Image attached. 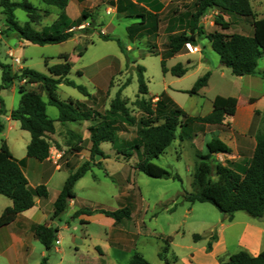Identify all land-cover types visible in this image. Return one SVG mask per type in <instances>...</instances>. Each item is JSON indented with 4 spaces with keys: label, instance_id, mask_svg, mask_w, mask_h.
<instances>
[{
    "label": "rangeland",
    "instance_id": "374dc122",
    "mask_svg": "<svg viewBox=\"0 0 264 264\" xmlns=\"http://www.w3.org/2000/svg\"><path fill=\"white\" fill-rule=\"evenodd\" d=\"M27 1L41 15L39 23L34 26L37 30L50 26L59 15L57 8L46 6L39 0ZM69 1V10L73 14L70 16L75 17L70 22L80 20L83 13L88 15V18L83 19L80 24L71 25L69 31L72 32V36L66 42L44 46L30 43L21 46L17 44L15 34L8 31L5 35L0 8V62L14 68L12 73L21 70H16L20 66L49 76L45 63L53 66L63 62L62 55L69 56L71 69L66 79L84 87L89 97L61 83L56 90V97L60 101L74 103L88 101L89 105L94 101L103 105L99 104L97 107L102 111L109 107V103L121 89L120 98L126 101L130 114L137 117L139 116L135 106L137 99L144 98L146 101L155 102L157 96L162 94L164 86L171 85L181 89L170 94L171 100L189 116L197 117L205 116L212 110V100L217 95L223 97L239 95L240 107L246 103L242 99L243 96L250 95L261 99L264 95V82L250 81L246 84L239 77L233 76L229 69L223 66L216 69L215 67L219 66V58L202 36L193 42H197L203 52L202 56H207L211 65L194 66L180 78L170 74L163 75L160 56L151 53H159L157 48L152 49V45L161 44L160 39L156 43V38L160 35L143 33L131 37L127 28L140 20L118 14L114 0H94L88 4H82L83 0H68V3ZM249 4L253 18H264V0H249ZM112 5L115 10L111 8ZM182 11L183 19L187 24L191 23L189 16L195 11L193 1L186 8H182ZM210 11L201 16L198 22V26L206 32H211L214 28ZM14 15L20 25L28 21L26 14L20 9H16ZM233 16L231 27L225 33L250 35L253 30V18ZM91 23L94 24L93 27H90ZM99 33L118 39L123 50L119 49L115 41L101 40L98 37ZM194 47L196 45L188 43L182 53ZM80 51H83L81 56L78 55ZM197 57L198 55H192L189 59L196 60ZM15 59H19V63L15 62ZM185 59L182 58L180 61ZM176 62L179 60H167L166 65L171 66ZM137 66L145 69L143 76L148 89L145 96L138 94ZM131 67L133 69L130 72ZM258 70H264V56L258 60ZM206 72L210 73L207 86L202 88L198 95L187 94L185 91H189L194 82ZM19 86L38 92L42 100L47 102L45 92L36 84L15 81L10 88L0 94L5 112L10 107H17ZM46 114L49 118L56 119L58 111L55 107L47 105ZM80 124L82 123H67L60 127L59 123L55 122L54 125L58 129L56 137L51 135L47 137L50 149L55 147L61 152V157L56 159V162L62 170L53 171L54 166L50 167L53 177L48 186L46 185L49 193L46 202L54 199L70 173L84 162H88L89 171L74 185L77 197L74 203L79 208L77 211L87 210L92 213L72 218L71 209L67 208L58 218H54L52 212L47 221L58 227L57 240L53 248L46 251L36 239H31L26 248L5 255L2 250L3 243L0 242V264H40L43 258L46 259V264H129L135 253L141 255L149 264H165V261L168 264H226L228 255L242 250L251 254L246 246L250 249L256 248L253 245L251 230L247 229L245 232L244 229L248 223L264 227V222H259L242 211L236 212L229 222L211 204H189L182 199L184 191H192L191 183L195 165L198 163L197 155L207 153L205 141L211 136L222 135L225 138L231 136L230 126L221 127V132L218 131L219 127L206 128L199 123L186 130L178 129V133L186 136V139L183 141L175 139L153 163L173 174H178L181 178L179 182L172 179L149 178L136 171L134 167L137 157L133 155L129 160H125L109 143L100 145L103 158L94 156L90 159L88 142L82 140ZM10 126V129L0 136V141L5 139L16 155L25 151L29 134L21 130L16 121L11 122ZM255 127L257 132H264V114L257 116ZM134 133L133 127L122 125L119 127L121 138L131 139ZM252 133L247 136L251 137ZM233 138L240 143L241 138L238 135L234 134ZM79 146L82 150L77 152ZM245 147L250 148L248 143ZM52 156L55 155L49 150V157ZM248 161V156L244 157L242 162L239 161L237 164L239 167L235 166L234 169L241 171ZM34 162L39 163L35 160ZM229 162L233 160L220 154L212 158V164ZM125 207L130 210V218L119 223L104 222L103 216H98L95 212L97 209L114 211ZM218 234L223 236L221 242ZM194 235H198L200 239L194 241ZM168 237L172 240L166 241ZM57 241L59 244H56ZM208 243L211 245L210 251L206 250ZM260 247L264 249V234L260 239Z\"/></svg>",
    "mask_w": 264,
    "mask_h": 264
},
{
    "label": "trees",
    "instance_id": "16d2710c",
    "mask_svg": "<svg viewBox=\"0 0 264 264\" xmlns=\"http://www.w3.org/2000/svg\"><path fill=\"white\" fill-rule=\"evenodd\" d=\"M46 6L59 10L57 19L41 30L34 28L41 19L39 11L27 0L13 2L11 0H0L2 24L4 34L12 32L19 40L33 45H52L66 42L71 38L69 31L71 25L80 24L83 19L88 18L85 13L80 20L70 22L65 14L68 0H39ZM195 8L190 14V22L177 33L170 34L167 41L162 45L159 53L151 52L160 56L162 74L169 72L172 76L180 78L187 72V68L178 63L169 70L165 67V61L172 56L182 52L188 43L195 41L197 37H204L211 49L219 57L220 63L230 70L235 77L259 76L264 79V72L258 70V60L264 56V18H253V12L249 0H192ZM116 12L126 18H138L140 21L127 28L131 37L148 33L154 34L158 29L157 15L147 12L131 0H117ZM16 9L22 10L28 21L20 25L14 15ZM211 9H217L222 14L251 17L253 33L251 36L243 34H225L219 31L205 33L198 22L201 16ZM213 22L221 30L227 31L231 27L229 21L224 20L222 15L214 17ZM75 26V25H74ZM86 29V28H85ZM98 37L103 41H115L122 51L120 41L108 34L99 33ZM153 49V46H152ZM83 51L78 52L81 56ZM62 63L48 66L49 76L37 71L23 68L17 73H12V68L0 62L1 83L0 91L10 88L15 81H24L26 84H36L46 96L47 102L42 100L36 91L27 90L19 86L18 105L11 110L9 117L17 121L20 129L29 133L30 141L26 146V156L38 162H44L49 158L50 144L48 136L55 133L54 123L61 125L67 123L92 122L88 127L91 144L89 149L90 159L94 156L104 157L100 145L111 144L118 155L129 160L133 155L137 157L134 169L153 179H172L181 182L178 174L153 163L164 151L178 139H186L178 129H189L195 123L202 125H227L226 119L235 115L238 101L235 97L215 96L212 100V110L205 116L191 117L183 109L178 107L166 94L162 93L155 102L146 101L144 98L137 99L135 106L139 116L130 114L126 101L120 98V92L111 100L109 107L100 111L97 106L88 104V101L77 102L60 101L56 97L59 84L63 83L77 89L85 97H89L85 88L74 84L66 79L71 69L69 56L62 55ZM144 68L136 67L138 94L145 96L148 93L144 81ZM210 73L206 72L199 77L189 91V95H198L199 91L206 87ZM53 106L58 111L56 120L49 118L46 114V106ZM101 106H103L101 104ZM264 114V110H263ZM0 115H6L4 103L0 98ZM128 126L134 128V136L124 139L119 136V127ZM4 126L0 122V134ZM255 147L252 157L241 171H236L227 164H212V158L218 154L228 155L231 153L229 146L217 136H212L205 142L206 154H198V163L195 165L192 177V191L182 193V199L189 204L208 203L214 206L221 214L225 215L230 222L236 212H245L248 216L257 219L264 213V132H257L254 136ZM82 140H80V143ZM82 147L77 148L80 152ZM89 171V163L84 162L73 173H70L53 202L52 217L58 218L68 208V204L75 198L74 185ZM214 178V179H213ZM0 196L11 201V206L6 207L0 215V228L11 224L16 217L32 208L37 199H46L48 191L44 184L31 188L22 171V162L13 158L8 145L4 139L0 141ZM97 214L112 219L115 223L130 218V210L125 207L114 211L97 209ZM87 210L75 212L90 215ZM33 237L44 247L46 251L53 248L57 240L58 228L51 227L47 223L33 225L31 228ZM194 241L200 239L198 235L193 236ZM172 240L168 237L166 241ZM166 249V248H165ZM211 245L207 244L206 250L210 251ZM159 257L161 255L159 254ZM40 264H46L43 258ZM129 264H149L141 255L135 253ZM165 264H168L165 261ZM226 264H264V249L253 256L246 251H238L228 257Z\"/></svg>",
    "mask_w": 264,
    "mask_h": 264
},
{
    "label": "crops",
    "instance_id": "0c3cea01",
    "mask_svg": "<svg viewBox=\"0 0 264 264\" xmlns=\"http://www.w3.org/2000/svg\"><path fill=\"white\" fill-rule=\"evenodd\" d=\"M89 1H94V0H83L82 4H88ZM114 1H117V0H114ZM131 1L135 4H138L140 7L144 8L147 12H150L151 14L157 15L159 22H158V29H157V32L155 33V35H160V36H158L156 38V43L160 39L161 44L155 45L153 43L152 46H153V49L157 48L158 52L161 51V46L166 42L167 37L170 34L177 33L180 30H182V28L186 27L187 23L183 19V13L184 12L182 11V8H186L187 5L192 2V0H131ZM111 8L113 10H115L113 5L111 6ZM69 9H70V1H69L68 5L65 9V14H66L68 20L72 21L75 17L73 18L72 16H70V14H72V13H70ZM210 12H212L213 19L217 15H222L224 20L229 21L230 23H231V18L234 17L233 15L222 14L217 9H211ZM56 19H57V17L53 20V22ZM213 23L214 22H212V24ZM213 27L214 28L211 32H213V31H219V32H223V33L226 32V31L221 30L215 24L213 25ZM205 33H210V32L205 31ZM252 33H253V30L251 31L250 35H246V36H251ZM225 34H229V33H225ZM15 38H16L17 44H19L21 46H23L24 43L28 44V42H26V41L19 40L17 37H15ZM192 45L193 46L196 45V47H194V49L192 48L191 50H188V52H183V53L180 52L179 54H176L167 60H176V61L179 60V62H176V64H178V63L182 64L184 67H186L188 69L187 72L191 68H193L194 66H197V65L204 64V65L210 66L211 62H210L209 58H206L207 56L206 57L202 56L203 52L201 51L197 42H192ZM209 47L211 48L210 43H209ZM192 55H198L196 60L189 59V56H192ZM182 58H186L185 61H180V59H182ZM167 60L165 61L166 69L169 70L170 68H172L173 66L176 65V64H173L171 66H167L166 65ZM218 65L219 66L215 67L216 69H220L223 66L220 63V60L218 62ZM206 68H208V67H206ZM12 69H14V68H12ZM19 69H23V68L19 66V68L16 70H19ZM261 72H264V70H262ZM167 74H170V73L167 72L163 75H167ZM239 79H241V81H244L246 84L250 83V81H258L260 83L264 82V79L260 78L259 76H251V75L242 76V77H239ZM180 90L181 89H179L178 87H173L171 85H165L162 93L166 94L170 99H172L170 94L174 93V92H178ZM2 92H4V90H1L0 94H2ZM232 97H235L238 101L236 113L233 117L228 118L225 121L230 126V129L232 131L231 132L232 137L229 136V137L225 138L222 135H218V137L224 143H226L231 150V153L228 155H224V154H220V155L227 157V159H229V160L232 159L233 162H229V164L227 163V165L234 168L235 166H238L237 164L242 162V159H244V157L248 156V160L252 157L254 147H255L254 136L257 133V128L255 127V121L257 119V116L263 114L264 95L262 96L261 99H258L256 97H253L250 95L243 96L242 99H244V101L246 103L241 107L239 106V103H240L239 95L232 96ZM93 106L94 107L97 106V103L94 102ZM13 109H15V108L10 107L8 110H6V115H0V122L4 126V130L0 134V136L3 135L6 130L10 129V127H11L10 123L11 122L15 123V121L11 120L9 117V113ZM56 119H53V120H56ZM89 122L90 121L82 122V124H80V126H81V132H82V140L88 142V147L90 149L91 144L88 141V139H89L88 128L87 129L84 128L85 126L89 127L92 125V124H88ZM57 123H59V122H57ZM59 125H60V127L65 126V124L61 125L60 123H59ZM224 126L225 125H220V126L205 125L206 128L207 127H219L218 131H220L222 129L221 127H224ZM19 127H20V125H19ZM54 127H55V125H54ZM57 130L58 129H56V127H55V133L51 135L52 137H56V135L58 133ZM253 131H254V133H252ZM251 133L253 135L251 137H248L247 135L251 134ZM234 134L238 135L241 138L239 144H238L237 140L235 138H233ZM225 139L227 140V142ZM29 141H30V136H29V140H27L26 146L28 145ZM6 143L8 145V148H9L10 153L12 154L13 158L16 159L17 161L22 162L23 174L26 177L28 184L31 188H35L36 186L41 185V184L48 186V182L53 177V171L59 172L62 170L60 168V166L57 165V162H56V159H59V157H61V152L59 150H57L55 147L50 149V152L53 153L55 156L49 157L48 160H46L44 162L37 163V162H34L33 159H30L26 156V146H25V151L18 152L15 155L12 152L11 147L8 144V142H6ZM229 143H231L232 145ZM247 143H248V146L250 148L245 147ZM52 166H54L53 171L50 169V167H52ZM60 190L57 191V193H56V195L52 201L48 200V202H46V199L49 198V193H48V197L46 199H37L35 205L32 208L20 213L11 224L0 228V242L3 243L4 248L2 250H3V253L5 255H7L10 252H16V251H19L20 249L26 248L28 242L31 239H35L31 233L32 226L38 225V224L48 223L47 219L50 215H52V212H53V206H52L53 202L56 199L57 195L59 194ZM76 198L77 197L75 194V198L71 203H69L68 208L71 209L70 210L71 211L70 212L71 217L73 216V217L77 218L79 215L75 216V212L77 210H79V208L74 203ZM9 206H11V201L9 199L3 197V196H0V215L3 212V210ZM97 215L103 216L104 222H107V223L113 222L114 223V221L112 219L105 217L104 215H101V214H97ZM79 220L81 221V219H79ZM48 225L51 227H56V226H52L50 223H48ZM246 225H247V228H245L244 230H245V232L247 231V229L251 230L252 237L254 238L253 245L257 249L253 248L254 249L253 250L247 246H246V248L249 250L251 255L255 256L261 250H263L262 247H260V239H261V236L264 234V227L256 226V225L251 224V223H248ZM226 227H228V226H225V228ZM56 228H58V227H56ZM222 228L224 229V226H222ZM218 236H219V242H221L223 236L221 234H218ZM108 248H109V246H108ZM230 255L227 256V259Z\"/></svg>",
    "mask_w": 264,
    "mask_h": 264
},
{
    "label": "water",
    "instance_id": "95a60500",
    "mask_svg": "<svg viewBox=\"0 0 264 264\" xmlns=\"http://www.w3.org/2000/svg\"><path fill=\"white\" fill-rule=\"evenodd\" d=\"M93 26H94V24L91 23V24H90V27H93ZM132 69H133V68L131 67V68H130V72L132 71ZM224 217H225V215H224ZM257 219H258L259 222H264V216L258 217Z\"/></svg>",
    "mask_w": 264,
    "mask_h": 264
},
{
    "label": "built area",
    "instance_id": "2783aa9c",
    "mask_svg": "<svg viewBox=\"0 0 264 264\" xmlns=\"http://www.w3.org/2000/svg\"><path fill=\"white\" fill-rule=\"evenodd\" d=\"M15 62L19 63V59H15ZM56 244H59V241H57Z\"/></svg>",
    "mask_w": 264,
    "mask_h": 264
}]
</instances>
